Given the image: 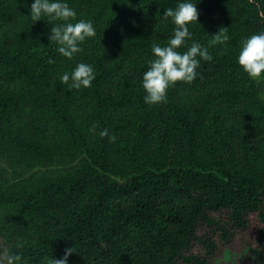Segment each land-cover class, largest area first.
<instances>
[{"label": "trees", "instance_id": "trees-1", "mask_svg": "<svg viewBox=\"0 0 264 264\" xmlns=\"http://www.w3.org/2000/svg\"><path fill=\"white\" fill-rule=\"evenodd\" d=\"M31 2L0 0V245L20 243L24 264L66 247L69 264H264V80L237 63L264 0H192L187 43L212 59L154 105L142 75L177 0H68L96 31L71 60ZM80 62L96 78L69 90Z\"/></svg>", "mask_w": 264, "mask_h": 264}, {"label": "clouds", "instance_id": "clouds-1", "mask_svg": "<svg viewBox=\"0 0 264 264\" xmlns=\"http://www.w3.org/2000/svg\"><path fill=\"white\" fill-rule=\"evenodd\" d=\"M197 3L192 0H177L174 8H164L163 17L170 18L174 25L172 35L165 45L153 43L151 53L153 59L147 61V69L143 72L141 87L144 90L143 100L148 105L166 102L169 88L177 82L191 84L199 75L201 61L212 59L208 48L192 39L190 26L198 22L199 12ZM28 13L34 22L46 17L49 20L60 21L50 27L48 40L55 42L56 51L71 60L75 54L81 52L80 45L88 38L96 35L91 20H76V12L69 6L68 0H32ZM264 15V14H262ZM211 44H226L229 36L220 29L212 35ZM186 48L185 51L180 49ZM237 63L251 80H264V31L254 33L242 40ZM96 78L91 64L77 63L69 72L60 76L61 83L68 89L80 90L89 88ZM96 126L89 128L95 131ZM99 136H107L110 142H115L116 136L111 135L107 128L99 132ZM20 243L0 245V264H24L22 253L18 250ZM16 249V250H14ZM74 253L73 247H66L60 258L52 257L49 264H69V257Z\"/></svg>", "mask_w": 264, "mask_h": 264}]
</instances>
